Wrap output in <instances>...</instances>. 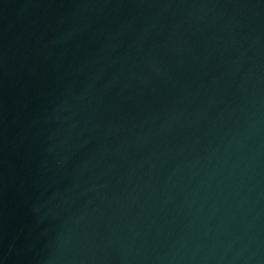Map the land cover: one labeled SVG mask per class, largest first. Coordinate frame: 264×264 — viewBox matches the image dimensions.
Listing matches in <instances>:
<instances>
[{"label":"water","instance_id":"95a60500","mask_svg":"<svg viewBox=\"0 0 264 264\" xmlns=\"http://www.w3.org/2000/svg\"><path fill=\"white\" fill-rule=\"evenodd\" d=\"M0 264H264V0H0Z\"/></svg>","mask_w":264,"mask_h":264}]
</instances>
